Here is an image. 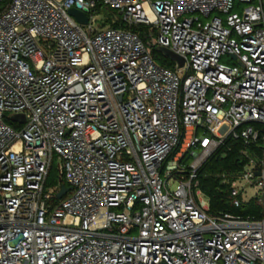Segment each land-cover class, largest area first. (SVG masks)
<instances>
[{
	"label": "built area",
	"instance_id": "1",
	"mask_svg": "<svg viewBox=\"0 0 264 264\" xmlns=\"http://www.w3.org/2000/svg\"><path fill=\"white\" fill-rule=\"evenodd\" d=\"M234 1L101 0L114 28L99 0H0V264H264V218L198 178L234 155L217 177L264 214V4Z\"/></svg>",
	"mask_w": 264,
	"mask_h": 264
},
{
	"label": "trees",
	"instance_id": "2",
	"mask_svg": "<svg viewBox=\"0 0 264 264\" xmlns=\"http://www.w3.org/2000/svg\"><path fill=\"white\" fill-rule=\"evenodd\" d=\"M110 12L117 17V20L114 19H103V27H114V28H125V23L120 16H117V11L112 8L105 7V5L99 0L98 11ZM108 10V11H107ZM133 31L140 34L144 41L147 40V34L149 27L140 25L132 28ZM152 54L159 64L165 67H171L172 61L167 58L157 47L152 48ZM174 64V63H173ZM237 158L228 154L227 156L215 155L212 156L199 170L198 178L200 181L201 189L208 195L210 198V211L214 214L220 212H229L232 214H240L244 217H255V218H264L262 209L253 206V205H244L241 208H236L231 204L229 194L225 185L221 183V179L217 177V174L223 169H234L237 168L239 163Z\"/></svg>",
	"mask_w": 264,
	"mask_h": 264
},
{
	"label": "rangeland",
	"instance_id": "3",
	"mask_svg": "<svg viewBox=\"0 0 264 264\" xmlns=\"http://www.w3.org/2000/svg\"><path fill=\"white\" fill-rule=\"evenodd\" d=\"M257 4H260V0H253L252 3H240L238 0H235L234 1V8H233L232 12H238L240 14H243L245 8H247V7L251 6V5H257ZM263 4H264V0H263ZM105 7H107V6H105ZM100 15H101L100 16L101 20H103L105 18L106 19L117 20V17H114V15L110 12V10L108 12H105V11L102 10V11H100ZM198 15L200 16V18H201V20L203 22H207L208 20L212 19L216 15V13H213L210 16V18H206L202 14H198ZM117 16H119V15L117 14ZM223 17H225V16L223 15ZM121 19H122V17H121ZM101 26L103 27V23L101 24ZM170 60L175 64L174 60H172V59H170ZM220 62L222 64L230 65V66L236 65V63H237L231 56H228V55L222 56L220 58ZM173 63L171 65V67H170L172 69H174V64ZM186 162H187V164H190L192 162V159H191L190 156H189V158H187ZM57 166H58V164H57V162H55L53 164V166H52L51 171H50V176H49V179H48V186L49 187H54V186L59 184L60 178L58 176ZM245 184H246L245 182H241L239 184V187L242 188ZM172 187H175V183H172ZM256 194H257V190H255L254 187H247L246 188V193L244 194V200H247L249 197L256 196ZM207 199H208V197L204 196V200L207 201Z\"/></svg>",
	"mask_w": 264,
	"mask_h": 264
},
{
	"label": "water",
	"instance_id": "4",
	"mask_svg": "<svg viewBox=\"0 0 264 264\" xmlns=\"http://www.w3.org/2000/svg\"><path fill=\"white\" fill-rule=\"evenodd\" d=\"M69 13L74 16L79 22L83 23V24H87L89 22V17L88 15L83 12V11H80L79 9L77 8H72ZM163 54L167 55V56H170L172 59H175L179 64L180 66H183L184 65V60L176 55H173L172 53H170L168 50H166L165 48H161L160 50ZM232 57H236L235 55H232ZM24 120V117L23 116H15L13 117V121H23ZM70 189L69 188H63V190L59 193V197L62 198L65 193L67 191H69Z\"/></svg>",
	"mask_w": 264,
	"mask_h": 264
}]
</instances>
